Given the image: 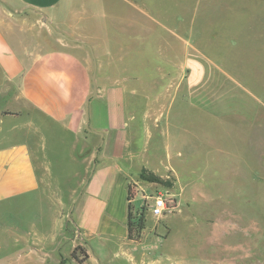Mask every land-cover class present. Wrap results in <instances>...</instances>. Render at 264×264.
<instances>
[{
    "label": "rangeland",
    "instance_id": "rangeland-1",
    "mask_svg": "<svg viewBox=\"0 0 264 264\" xmlns=\"http://www.w3.org/2000/svg\"><path fill=\"white\" fill-rule=\"evenodd\" d=\"M136 5L148 10V17ZM59 9L75 38L92 46L97 78L101 74L108 84H123L125 132L134 162L159 168L155 175L163 183L140 180L139 173L148 171L144 167L133 170L131 214L134 220L143 217L138 241L97 233L77 243L103 219L108 176L98 186V198L82 203V195L80 209L74 207L70 220L60 218L64 228L47 234L48 241L36 229H53L54 206L43 207L35 194L2 203L0 262L264 264V0H65ZM148 18L161 19L181 35L192 27L209 63L184 59L179 46L185 45ZM122 20L132 21L130 27ZM151 29L155 35L146 36ZM140 32L148 38L146 48L171 58L139 48ZM123 34L126 45L130 36L135 52L130 58L120 52ZM191 63L198 68L191 70ZM104 109L95 99L90 102L91 129L95 120L105 124ZM168 134L177 139L166 156L162 144ZM97 148L99 137L83 132L82 159L89 171ZM162 163L171 169L162 170ZM143 194L163 196L169 210L158 218L139 211ZM78 217L88 227L79 228L81 234ZM74 239L80 249L72 257Z\"/></svg>",
    "mask_w": 264,
    "mask_h": 264
},
{
    "label": "crops",
    "instance_id": "crops-1",
    "mask_svg": "<svg viewBox=\"0 0 264 264\" xmlns=\"http://www.w3.org/2000/svg\"><path fill=\"white\" fill-rule=\"evenodd\" d=\"M64 1L0 0V204L35 194L43 207L54 206L52 212L57 216L53 229H36L47 240V234L64 228L60 218L67 220L74 207L80 209L82 195H85L82 203L90 204L98 198V186L108 176L111 179L104 199L103 219L90 227L77 243L88 242L97 233L127 240V187L134 183V168L144 167L148 171L151 168L145 160L143 164L139 161L135 164L134 152L128 147L123 84H108L101 74L100 78L96 74L97 92L89 101V117L92 116L90 102L93 99L105 108V124L100 125L95 120L92 129L102 132L103 137L90 133L92 137H99L93 173L82 159L85 102L92 93V59L86 46L84 49L82 44L57 37L43 22L48 19L57 30L76 39L60 15L62 9L59 8ZM136 6L142 15L148 17V10ZM27 8L33 11H26ZM148 20L150 24L167 30L175 42L185 45H178L184 59L200 58L209 63L208 50L198 41L200 37L192 38V27L187 34L181 35L177 28L159 18ZM131 23L130 20L124 21L122 25L129 28ZM137 26L141 31L147 30L144 25L137 23ZM154 32L151 29L146 36L155 35ZM124 34L120 52L122 58H130L135 52L130 36L126 45ZM139 34V48L144 52L149 48L160 59L171 58L153 50L150 45L146 48L148 38L141 32ZM135 58H142V55ZM191 65V70L198 68L197 63ZM165 138L167 143L162 144V150L167 151V156L175 150L177 138L170 134ZM144 153L145 147L137 155L141 157ZM98 167L100 170L96 173ZM162 167L165 171L171 169L164 163ZM151 170L154 174L161 172L159 168ZM40 224L44 223L40 222L38 226ZM75 227L79 234V228H88L81 219ZM12 231L14 234L21 232L20 228H12ZM25 241L31 243L28 239ZM72 242L73 250L78 244L75 239ZM88 261L91 262V258ZM0 264L12 263L1 261Z\"/></svg>",
    "mask_w": 264,
    "mask_h": 264
},
{
    "label": "water",
    "instance_id": "water-1",
    "mask_svg": "<svg viewBox=\"0 0 264 264\" xmlns=\"http://www.w3.org/2000/svg\"><path fill=\"white\" fill-rule=\"evenodd\" d=\"M26 11H33V10L31 8H27ZM11 13L16 14V15H20V13H14V12H11ZM43 22L57 37L65 39V40L70 41V42L82 44V45H84V46H86L88 48V50L90 52L91 59H92V64H93V71H92V76H91L92 93L87 98V100L85 102V113H86V116H85L84 130L89 132V133H94V134H96V135H98V136H100L102 138L103 137V133L102 132L92 130L89 127V101H90V99L93 96H95V94L97 92V86H96L97 60H96V57H95V54H94V51H93L92 47L89 44H87L86 42L82 41V40L69 38L64 33H62L59 30H57L48 19H44ZM98 150H99V148L96 149L94 157H93V160H92L91 173L94 170L95 158H96V155L98 153ZM68 219L70 220V217H68ZM96 262L99 264V262L97 260H96Z\"/></svg>",
    "mask_w": 264,
    "mask_h": 264
},
{
    "label": "trees",
    "instance_id": "trees-1",
    "mask_svg": "<svg viewBox=\"0 0 264 264\" xmlns=\"http://www.w3.org/2000/svg\"><path fill=\"white\" fill-rule=\"evenodd\" d=\"M84 132H86L84 130ZM139 179L142 181H146L148 183H159L162 184L163 180H161L155 174L142 170L139 173ZM133 184H128L127 187V200L129 201L128 204V214H127V240L128 241H138L140 237V232L143 229V217L140 216L137 220H134L131 214V201L134 199V196L130 193V188ZM80 248L77 246L74 248L72 252V257H74L75 251L79 250Z\"/></svg>",
    "mask_w": 264,
    "mask_h": 264
},
{
    "label": "built area",
    "instance_id": "built-area-1",
    "mask_svg": "<svg viewBox=\"0 0 264 264\" xmlns=\"http://www.w3.org/2000/svg\"><path fill=\"white\" fill-rule=\"evenodd\" d=\"M141 200L143 201V203L140 204L139 211L143 212L144 214H149L153 217L158 218L163 216L169 210L167 199L159 194H143L141 195Z\"/></svg>",
    "mask_w": 264,
    "mask_h": 264
}]
</instances>
